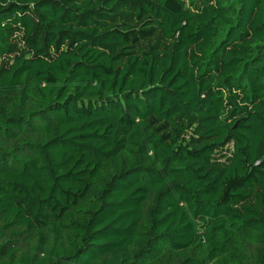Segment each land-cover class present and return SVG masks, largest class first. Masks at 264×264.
I'll list each match as a JSON object with an SVG mask.
<instances>
[{
	"label": "trees",
	"instance_id": "trees-1",
	"mask_svg": "<svg viewBox=\"0 0 264 264\" xmlns=\"http://www.w3.org/2000/svg\"><path fill=\"white\" fill-rule=\"evenodd\" d=\"M0 264H264V0H0Z\"/></svg>",
	"mask_w": 264,
	"mask_h": 264
}]
</instances>
